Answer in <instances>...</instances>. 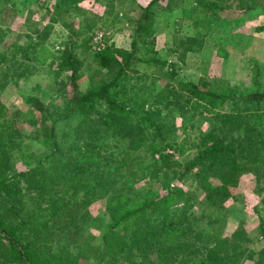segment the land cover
<instances>
[{
	"label": "trees",
	"instance_id": "16d2710c",
	"mask_svg": "<svg viewBox=\"0 0 264 264\" xmlns=\"http://www.w3.org/2000/svg\"><path fill=\"white\" fill-rule=\"evenodd\" d=\"M92 1L55 0L51 16L62 18L67 11L68 16H81L78 19L80 27L70 28V38L77 34L78 41L71 40L68 44L67 39L63 49L55 50L47 42L51 24L43 26L41 31L35 29L36 38L32 42L36 49L27 57L39 63L50 58L48 65L60 57L58 67L53 70L55 77L70 70L67 75L73 93L61 105L49 109L38 97L27 99L33 103L31 108L35 107L42 114L41 125L36 128L33 138L51 148V156L58 162L54 165L57 169L54 175L60 179L63 177L64 183L61 188L51 189L57 181L52 180L48 167L41 163L42 159L31 168L32 173L48 174L52 180L46 191H54L44 195L47 197V217L42 216V203L39 202L14 224L0 198V264L16 261L47 264L42 262V252L46 259L51 256L53 264H77V256L90 257L95 260L94 264H243L246 259L250 264H264V229H261L263 245L259 248L249 247L247 241H251L252 236L239 222L228 235L219 234L218 230L220 224L225 225L228 216L233 218L231 207L225 205V201L232 195L230 188L236 185V176L242 171H252L258 181L264 180L261 68L255 66V81L245 89L232 82L230 77L200 76L196 80H182L176 72L167 71L170 81L135 84L136 90L124 97L119 90L129 72L135 71L136 62L150 60L152 63L157 59L147 57L156 54L154 45H151L154 42L153 24L160 6L171 2L145 0L142 4L137 0H119L115 5L113 0H101L106 5L99 17L104 31L114 23H122L124 18L131 25V41L128 47L102 44L93 52L88 32L95 21L88 16L82 18L87 15V8L80 4L92 5ZM129 1L134 8L127 7ZM192 1L195 19L202 24L216 19L220 11L231 6L224 4V0ZM238 1L236 9L243 14L256 17L264 13V0ZM3 7L4 12H10L7 4ZM196 10L200 12L195 13ZM256 29H264V26ZM224 54L228 55V52ZM102 68L105 69L103 74L100 73ZM84 74H87L90 85L83 93H78V79ZM142 91L153 94L147 98ZM95 100H109V105L95 104ZM97 105L99 116L89 115ZM196 114L199 115L196 121L205 119V128L194 120ZM0 117L5 120L3 105H0ZM47 117H51L50 124L43 122ZM70 118L79 123L84 120L90 129L94 121L97 126L93 129L99 133L96 139L99 137L101 143L93 141L95 136L91 132L84 145L79 146L74 141L69 144L68 151L72 147L78 148V155L59 153L60 138L68 139V129L60 128L59 121ZM68 125L72 127L67 123L64 126ZM10 130L0 120V171L14 165L15 161V134ZM78 130L79 127H75V132ZM4 132H7L6 136ZM74 136L79 137L76 133ZM13 176L0 172V196L3 193L1 188L9 185V178ZM187 176L197 179L200 208L195 211L193 206H185L176 214L170 209L169 201L173 196L187 192L181 187V180ZM137 180L146 183L144 188L148 192L135 201L131 199L143 190L133 184ZM157 182L166 190L148 198ZM69 190L68 199L54 196L57 192ZM190 191L188 197L197 196ZM93 197L104 199V206L96 215L87 208ZM57 214L62 215L61 221L53 225L52 220ZM84 221L96 225L94 227L101 234L99 241L94 240L96 234L88 230L89 226L86 231L82 230ZM58 232L61 233L58 234L60 239L68 238L62 248L64 251L57 237L52 239V235ZM52 241L58 245L55 253L51 250ZM90 251L95 254L90 255Z\"/></svg>",
	"mask_w": 264,
	"mask_h": 264
},
{
	"label": "rangeland",
	"instance_id": "374dc122",
	"mask_svg": "<svg viewBox=\"0 0 264 264\" xmlns=\"http://www.w3.org/2000/svg\"><path fill=\"white\" fill-rule=\"evenodd\" d=\"M12 1L15 4L10 0H0V105L4 106L5 113V120L2 117H0V120L4 121L8 130L11 128L10 131L14 132L15 136L13 139L16 145L13 150L14 165L5 167L0 171L4 175H14L9 178V185L1 188L3 193L0 198L4 208L7 209V214L13 220V223L17 224L20 219H23L26 211L30 207L34 209L36 203L39 202L42 203V216L47 217L48 214L45 208L47 197L44 198V195L48 191H54H46L49 181H57L52 184L51 189L61 188V183H64L63 177L60 179L54 175L57 172L54 165H58V162L51 156V148L41 143L38 139L33 138L36 128L41 125L42 114L35 107L32 106L31 108L33 103H31V100L27 101V99L29 97L34 99L38 97L50 109L53 105H61L73 93L72 84L68 80L67 75L70 70L62 72L58 77H55L53 73V70L60 63V57L53 59L51 65L47 64L51 60L50 58L44 63H39L35 59L27 57L31 56L36 49L35 43L32 42L36 38L35 29L41 31L43 26L51 24L47 42L53 49L60 50L66 46L67 39L68 44L71 40L74 42L78 41L77 34L70 38V28L80 27L78 19L81 16L74 14L68 16V11L64 12L62 18L51 16L53 13L51 8L55 0ZM137 1L142 4L146 2L145 0ZM191 1L170 0V5L162 4L160 6L153 24L154 42L151 44L154 45L153 48L156 54L147 55L148 58L153 56V58L157 59H154L155 61L152 63L150 60L136 62L135 71L129 72V77L125 79L123 87L119 90L121 95L125 97L126 94L136 90L133 86L135 84L139 86L142 82L151 84L154 81L156 83L170 81L171 78L167 71L176 72L177 77L182 80H196L200 76L215 79L217 77H230L232 82H236L239 87L245 89V87H251L254 83L256 67L259 66L261 68L260 78L264 85V29H256L258 26H264V13L257 14L255 15L256 17H250L248 14H243L242 11L236 9L240 1L224 0V4H231L230 8L227 7L225 11H220L216 19L209 21L207 24L205 21L202 24V21L195 19ZM92 2V5L80 3L87 8V15H83L82 18L88 16L89 19L95 21V24L88 32L90 35V49L94 52L98 50V45L110 43L119 47H128L132 31L130 23L123 18L122 23H114L104 31V26L100 25L99 17L104 13L106 5L101 0H93ZM113 2L118 5L119 0H113ZM3 4L8 5L10 12L6 13L3 11ZM126 4L127 7L129 6L128 8H134L130 1L126 2ZM199 12V10H196L195 13ZM98 33L101 34L100 38L97 37ZM84 34L85 31L82 35ZM78 49L79 47L76 48V50ZM225 51L228 52V55L224 54ZM80 56L83 57V54H80ZM158 59L160 60L159 62ZM84 65L85 63L81 64L80 68L82 69ZM104 70L102 68L100 73L103 74ZM65 76L66 79H63ZM89 85L90 81L87 74L82 75L78 79V93H83ZM142 92H144L143 96L147 98H151L153 94L150 91ZM94 103L103 104L104 106V104L109 105V100H95ZM98 110L99 106L97 105L96 109L89 115L99 116ZM75 118H70L68 121H59L60 128H63V130L68 129L67 141L60 138L61 151L59 153L61 154L71 153L78 155L80 153L78 148L73 149L74 147H72L68 151L69 144L74 141L79 146L84 145L87 135L91 132L95 136L93 141H97V144L101 143L99 137L96 139L99 133L98 130L93 129L97 126L94 121L90 129L84 120L81 121V124ZM193 118L196 121L199 115L196 114ZM94 120L96 121V119ZM33 121L35 122L32 123ZM62 121L65 122L62 123ZM43 122L50 124L51 117L44 118ZM66 123L71 124L72 127L70 125L64 126ZM196 123L203 128L206 127V122L203 118L196 121ZM75 127H79L77 132H75ZM74 133L78 134L79 137H75ZM4 134L6 136L7 132H4ZM62 137H64V134ZM170 151L173 152V149H170ZM174 153L177 155L176 151ZM40 159H42L41 163L48 167L52 180L48 177V174L31 172L33 165L37 164V160L40 161ZM40 166L43 167L42 165ZM58 171L60 172V170ZM242 172L236 176L237 183L230 188L232 195L227 197L225 201V205L227 204L228 207H231L230 215L233 218L228 216L225 225L222 223L224 225L222 227L220 224L218 230L220 231L219 234L228 235L236 226V223L239 222L248 234L252 236V240L247 241L249 247L259 248L263 245L261 229H264V180L260 179L258 181V176L252 171ZM150 182H153L152 179ZM68 183L70 184L69 176ZM175 183L178 184V182ZM133 184L138 189H143L137 194L136 198H132L136 196L135 194L131 197L132 199L130 198L137 201L148 191L144 188L146 183L143 180H137ZM196 184L197 179L195 176H187L182 179L181 187L187 192L180 196H173L169 201L170 209L175 210V213L178 214L182 207L193 206L192 209L198 211L200 208L198 202L199 190ZM171 185L173 184L171 183ZM8 188L13 189L7 190ZM165 190L160 182L154 183L148 193V198L155 196L156 192H164ZM190 190L197 193V196L188 197ZM79 192L82 193V191ZM14 193L15 195H13ZM70 193V190L66 193L57 192L54 196L68 199ZM233 196H235V199L232 200ZM130 199L123 200L127 201ZM103 206L104 199L100 200L93 197L89 201L87 208L92 215H96ZM153 217L154 214L151 215V218ZM61 218V214L55 215L52 220L53 225L60 223ZM83 224L85 226L82 227V230L86 231V226H89L88 230L96 234L94 240L99 241L101 234L94 227L96 225L89 221H84ZM58 234L61 233H54L52 239L57 237L62 249L68 238L62 237L60 239ZM57 249L58 245L52 241V253H55ZM64 250L65 248L62 249V251ZM70 250L74 252L71 247ZM89 253L90 255L95 254L93 251ZM42 260V262L47 264L54 263V261H51V256L46 259L43 252ZM93 261L90 257L77 256V264H94ZM62 263L67 262L63 261ZM248 263L250 264L247 259L243 261V264ZM10 264L22 263L16 261Z\"/></svg>",
	"mask_w": 264,
	"mask_h": 264
},
{
	"label": "built area",
	"instance_id": "2783aa9c",
	"mask_svg": "<svg viewBox=\"0 0 264 264\" xmlns=\"http://www.w3.org/2000/svg\"><path fill=\"white\" fill-rule=\"evenodd\" d=\"M100 35H101V34H100V33H98V34H97V37H98V38H100ZM98 48H99V45H98Z\"/></svg>",
	"mask_w": 264,
	"mask_h": 264
}]
</instances>
